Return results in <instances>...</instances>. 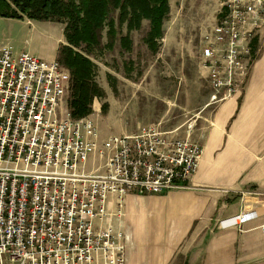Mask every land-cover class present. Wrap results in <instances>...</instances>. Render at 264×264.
<instances>
[{
	"label": "built area",
	"instance_id": "built-area-1",
	"mask_svg": "<svg viewBox=\"0 0 264 264\" xmlns=\"http://www.w3.org/2000/svg\"><path fill=\"white\" fill-rule=\"evenodd\" d=\"M217 13L201 39L209 104L243 89L264 0H221ZM69 86L57 60L0 41V264H125L127 237L110 224L124 198L188 189L198 168L203 148L190 130L147 126L98 145L92 120L67 107Z\"/></svg>",
	"mask_w": 264,
	"mask_h": 264
},
{
	"label": "crops",
	"instance_id": "crops-1",
	"mask_svg": "<svg viewBox=\"0 0 264 264\" xmlns=\"http://www.w3.org/2000/svg\"><path fill=\"white\" fill-rule=\"evenodd\" d=\"M217 10L208 12L206 5L199 10L188 20L191 33L168 35L164 20L165 32L158 44L190 46L195 34L202 45L201 36L215 23ZM33 25L54 30L52 25L57 24L33 21ZM61 38V33L50 38L54 53H48V61L56 60ZM251 49L252 63L243 89L213 106L209 100L203 103L212 109L205 126L193 137L203 152L189 188L129 194L120 220L111 217L110 223L127 237L125 264H173L177 258L182 264H264L260 230L264 224V24ZM200 70L206 78V70ZM97 165L98 161L90 159L87 167L93 170ZM109 200L112 212L114 198ZM243 214L248 220L238 223L237 216Z\"/></svg>",
	"mask_w": 264,
	"mask_h": 264
},
{
	"label": "rangeland",
	"instance_id": "rangeland-1",
	"mask_svg": "<svg viewBox=\"0 0 264 264\" xmlns=\"http://www.w3.org/2000/svg\"><path fill=\"white\" fill-rule=\"evenodd\" d=\"M205 5L211 13L220 8L219 0H170L171 11L165 19L168 35L172 32L191 33L193 30L188 28V20H192L199 10L203 11ZM110 17L116 19L117 12L111 13ZM26 19H1L0 41L10 45L16 55L27 52L47 60L48 53H54L50 38L53 40L60 33L63 36L65 24L52 22L57 24L52 25L55 28L52 30L41 25L32 26L33 20ZM116 31V38L110 47L107 46L110 40L104 27L96 47L90 51L84 46L77 49L95 65V82L102 90V95L94 98L91 112L84 116L95 125L98 145L109 136L132 135L147 126L177 130L179 136L190 130L194 139L205 126L213 106L203 104L209 100L211 90L207 77L199 67L198 57L202 47L197 43L199 36L194 34L190 46L160 44L158 52L152 54L143 41L148 31L147 21L142 22L139 30L129 33L133 43L129 52L123 50L119 43V38L128 33L126 26L116 23ZM63 44L64 36L57 46L56 59ZM112 209L111 213L115 211L113 206ZM173 264H182V260L177 258Z\"/></svg>",
	"mask_w": 264,
	"mask_h": 264
},
{
	"label": "trees",
	"instance_id": "trees-1",
	"mask_svg": "<svg viewBox=\"0 0 264 264\" xmlns=\"http://www.w3.org/2000/svg\"><path fill=\"white\" fill-rule=\"evenodd\" d=\"M113 12H117L116 19L110 17ZM168 14V0H0L2 18L65 24V44L59 47L56 60L69 73L67 107L73 118L88 115L94 98L102 95L95 82V65L77 49L84 46L90 51L96 47L104 27L110 47L117 35V23L126 26L128 33L119 38V43L129 52L133 44L129 33L139 30L145 20L148 31L143 41L148 50L156 54Z\"/></svg>",
	"mask_w": 264,
	"mask_h": 264
}]
</instances>
